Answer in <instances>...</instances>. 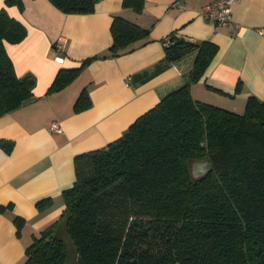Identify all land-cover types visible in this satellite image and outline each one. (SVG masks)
<instances>
[{
  "label": "trees",
  "instance_id": "trees-1",
  "mask_svg": "<svg viewBox=\"0 0 264 264\" xmlns=\"http://www.w3.org/2000/svg\"><path fill=\"white\" fill-rule=\"evenodd\" d=\"M64 13L94 11L98 0H49ZM143 0H122L140 12ZM0 8V115L28 101L35 76L17 75L5 42L25 25ZM148 29L114 15L112 43L78 67L57 71L48 91L67 85L94 59L114 57ZM164 61L196 52L191 81L167 93L108 144L74 156L75 179L62 190L65 208L33 236L22 264H65L68 239L77 264H264V98L249 96L241 113L195 100L190 85L217 46L170 34ZM89 104L84 90L74 108ZM191 161L210 168L193 177ZM48 201L41 200L38 204ZM17 233L24 221L15 217Z\"/></svg>",
  "mask_w": 264,
  "mask_h": 264
},
{
  "label": "crops",
  "instance_id": "crops-1",
  "mask_svg": "<svg viewBox=\"0 0 264 264\" xmlns=\"http://www.w3.org/2000/svg\"><path fill=\"white\" fill-rule=\"evenodd\" d=\"M143 1L140 12L122 0H98L85 14L64 13L49 0L6 7L26 27L20 42H5L6 51L15 73H32L35 84L28 101L0 115V264H22L33 236L63 212L61 193L74 182L75 155L118 138L167 93L191 81L196 52L165 62L166 36L217 46L190 85L195 100L241 113L249 96L264 98V0H234L231 20L217 27L200 12L212 0ZM114 15L148 35L118 56L92 60L63 88L48 91L59 69L78 67L110 46ZM82 90L89 104L76 110ZM52 122L61 130H52ZM15 217L24 221L19 233Z\"/></svg>",
  "mask_w": 264,
  "mask_h": 264
},
{
  "label": "built area",
  "instance_id": "built-area-1",
  "mask_svg": "<svg viewBox=\"0 0 264 264\" xmlns=\"http://www.w3.org/2000/svg\"><path fill=\"white\" fill-rule=\"evenodd\" d=\"M234 0H212L200 7L202 16L214 22L215 26L227 24L231 20V10ZM178 7H183L182 3H178ZM165 41L167 40L164 38ZM61 61V58H57ZM50 128L55 131H60L58 122H52Z\"/></svg>",
  "mask_w": 264,
  "mask_h": 264
},
{
  "label": "water",
  "instance_id": "water-1",
  "mask_svg": "<svg viewBox=\"0 0 264 264\" xmlns=\"http://www.w3.org/2000/svg\"><path fill=\"white\" fill-rule=\"evenodd\" d=\"M198 165L199 168L197 167ZM210 168V163L208 161H191L190 169L193 177H198L204 174Z\"/></svg>",
  "mask_w": 264,
  "mask_h": 264
},
{
  "label": "rangeland",
  "instance_id": "rangeland-1",
  "mask_svg": "<svg viewBox=\"0 0 264 264\" xmlns=\"http://www.w3.org/2000/svg\"><path fill=\"white\" fill-rule=\"evenodd\" d=\"M66 241V245H67V253H68V258L65 264H77L76 263V255L75 252L73 250V247L71 246L70 242L68 241V239L64 238Z\"/></svg>",
  "mask_w": 264,
  "mask_h": 264
}]
</instances>
